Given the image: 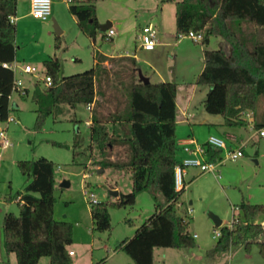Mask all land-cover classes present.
Instances as JSON below:
<instances>
[{
    "label": "trees",
    "instance_id": "16d2710c",
    "mask_svg": "<svg viewBox=\"0 0 264 264\" xmlns=\"http://www.w3.org/2000/svg\"><path fill=\"white\" fill-rule=\"evenodd\" d=\"M82 1L85 3L68 7L80 25L85 20H94L95 11L94 0ZM162 2L175 4L177 37L190 30L202 34L199 43L204 46V66L194 84L208 87L202 102L205 111L220 114L225 126L245 127L247 121L243 113L251 110L255 117L254 128L264 126V119H259L257 111L259 98L264 97V0ZM16 9L17 0H0V122L6 120L11 109H15L9 98L15 73L3 63L15 60L16 26L10 18L16 14ZM211 37L218 38L216 48H207ZM105 60L115 59L102 55L100 60L96 58L95 68L64 77L59 75L57 58L44 60L43 71L51 76L52 85L44 88L30 78L29 85L25 84V95L31 86V98L35 104L33 127L36 130L41 128L47 116L60 113L61 105L76 108L94 104L90 140L101 153L103 168L129 169L131 190L127 193L119 191L114 201L91 204L92 229L98 232L110 229L109 206H131L139 193L150 192L154 212L136 228L132 237L118 242L116 249L124 252L133 264H154L155 248L182 249L195 245L188 230L190 216L176 206L184 190H175L174 187V167L178 163L177 84L172 81L139 82L136 60L122 56L120 64L130 86L129 109L123 115L121 104L113 101L115 109L110 111L108 102L117 100V96L110 92L103 94L96 73ZM95 94L102 96L101 100H94ZM25 95L18 96L24 98ZM109 122L113 126L111 129L107 126ZM114 124L122 128L123 137ZM124 143L129 145V160L124 161L122 157L109 159L114 148ZM205 146L211 159L220 158L221 149ZM17 166L26 177V183L22 190L8 197L9 200L19 197V213L7 212L3 216L6 253L13 252L17 264H37L44 256L49 258L48 264H71L68 246L72 243V224L53 216L54 163L41 156L19 160ZM236 209L238 215L232 219V226H220V236L212 252H225L231 244L239 241L246 249L256 244L264 264V203L242 201ZM260 216L263 218L259 219Z\"/></svg>",
    "mask_w": 264,
    "mask_h": 264
},
{
    "label": "rangeland",
    "instance_id": "374dc122",
    "mask_svg": "<svg viewBox=\"0 0 264 264\" xmlns=\"http://www.w3.org/2000/svg\"><path fill=\"white\" fill-rule=\"evenodd\" d=\"M159 1L94 0V20H85L80 25L77 18L69 12L68 7L73 4H84L82 0H52L51 14L46 20L28 14V0H18L16 14L13 16L16 26L15 61L21 65H33L42 74L43 61L57 58L60 62L59 75L64 77L95 68V57L100 60L103 53H122L124 57L134 58V50L128 49V46H134L135 34L139 26L160 11ZM110 18L120 22L119 25L114 23L116 34L111 38L105 36V31L100 29V26ZM55 27L60 30L59 33ZM215 42L216 38L211 37L208 48H216ZM137 54L141 58L143 52ZM114 59L106 70L103 69L105 66H98L96 70L98 86L103 94L110 92L117 96V100L111 99L108 102L111 104L110 111H114L115 107L112 104L116 101L114 104H121L120 112L125 115L130 102L129 79L125 77V69L120 64V57ZM136 64L138 67L142 66L139 60H136ZM115 70L119 71L115 72ZM20 73L17 70L16 76L19 77ZM21 77L27 80L32 78L25 73ZM32 82L34 83L33 78ZM39 84L41 86V83ZM32 92L33 88L29 86V92L24 98L13 93L10 99L11 104L17 99L19 109H11L9 112L14 118V121L7 126V136L11 145L2 150L0 156V264H17L15 254L13 252L7 254L4 249L2 231L4 214L19 213L18 200L16 198L9 200L8 197L22 190L26 183V177L20 172L17 162L22 159H37L41 156L51 160L55 165L53 216L57 220H65L72 224V243H74L70 247L76 255L71 264H131V259L122 251L114 256L110 254L112 251L115 253L119 251L116 249L118 242L131 237L136 228L154 212L152 195L148 191H143L136 196L131 206L121 208L109 206L110 229L101 232L93 230L91 204L83 196L82 187L85 185L92 190L99 202L114 201L116 197L110 195L111 190L115 189L122 193L131 190L130 171L127 168L117 170L102 167L101 153L90 140V127L85 123L92 116L87 105H78L76 108L61 105L60 113L47 116L41 128L34 129L35 104L31 98ZM98 96L101 100L102 96L99 94ZM261 101L264 102V97L259 98L258 106ZM114 125L123 137L125 133L122 128L117 124ZM107 126L110 129L113 127L110 122ZM252 133L253 130L248 129L247 134ZM128 147L127 143L116 146L108 158L115 160L122 157V160L128 161ZM244 150V156L237 162L228 161L226 164L227 167H234L235 180L240 178L238 186L244 197L237 201V205L241 201L264 203V186L258 185L260 179L264 183V138L255 135L253 141L245 145ZM108 158L106 157V160ZM241 159L246 161L244 166L237 164ZM221 174L224 176L222 170ZM63 180L68 181L67 186L61 185ZM220 184H225V181L223 183L222 180ZM210 198H213V195L208 199ZM179 200L184 204L179 207L182 213L187 212L188 207L192 209L195 207L194 202L189 204L190 200L195 201L191 189L185 188ZM213 204L214 209L205 211L200 209L198 213L195 211L191 213L190 210L189 214L187 213L190 216L188 229L192 236L196 234V237H193L195 245L182 249L157 248L154 264H163L164 258L165 264H263L256 244H251L246 249L239 241L231 244L225 252H212L211 249L219 237L214 236V231L217 229L220 231V226L213 224L208 213L216 215L224 223L230 222L238 215V209L234 210L237 208V205H233L236 204L234 201L228 204L221 196L216 195ZM261 218L263 216L259 217ZM231 226L232 222H230ZM164 253L166 256L163 255ZM102 259L104 261L100 263ZM48 263L49 258L44 256L37 264Z\"/></svg>",
    "mask_w": 264,
    "mask_h": 264
},
{
    "label": "crops",
    "instance_id": "0c3cea01",
    "mask_svg": "<svg viewBox=\"0 0 264 264\" xmlns=\"http://www.w3.org/2000/svg\"><path fill=\"white\" fill-rule=\"evenodd\" d=\"M159 2H161L160 11H158V13L157 12L154 13V16L152 18L148 19L146 23L139 26V29L135 34L134 46L133 47L128 46V49L132 50L133 48L134 50L133 57L137 61L139 60L142 63V66H140L139 68H141V71L144 72V75L149 77L150 82L172 81L177 84V93H176V107H177L176 140L178 146L176 151L177 159L180 160L182 157L187 155V153L182 149V142L186 138H193L198 144L205 146L206 140L209 135H216L218 137L223 138L226 144L228 145V147H231L233 149L242 147V151H243L242 156H244L245 145L253 141V138L256 135L254 123H253V119L255 118L254 112L251 110H247L243 113V118L247 121V125L245 127L243 126L228 127L223 124L224 120L220 114H210L205 111L202 102L208 91V87L198 86L194 84L197 76L200 74L204 66L203 63L204 46L200 44L199 41H194L190 37L187 36L177 37L175 31L174 2H162V0H160ZM114 20L116 21L114 22ZM114 23L119 25L120 22L117 19L110 18V20L102 24L106 26V30L104 32L105 36H107V31L109 28H112L114 31ZM144 25H150L156 32V45L151 50L143 49L140 45L139 36L141 32V27ZM114 34H116V31H114L112 35ZM112 35L107 37L111 38ZM210 42H211V38L209 40L207 48L210 45ZM217 43H218V38H216V42H215L216 46ZM138 52H143L141 58H139V55L137 54ZM102 55L108 58H116V57L124 56L122 53L120 54L103 53ZM95 62H96V57L94 60V64ZM111 62L112 61L110 60H105L101 64L109 68V66H111L110 64ZM19 72L21 71L19 70ZM23 74L24 73L21 72L19 74V77L18 76L17 77L20 78L24 84H27L29 80H27V78L21 77ZM98 99H99L98 94H95L94 100H98ZM16 100L17 99H14L12 101V105L15 109H19V105ZM93 105L94 104L91 103V108L89 109L91 114L93 112ZM257 111L259 113V119H264L263 101H261V104L258 106ZM85 123L86 125L89 124L88 126L90 127L91 119L86 120ZM248 129L249 130L252 129L253 133L247 134ZM220 158L222 159L225 158L224 151H221ZM239 158L240 157H238L236 160L232 162H237ZM228 161L231 160L224 159L223 162H221L216 166V170L213 172L211 171L200 172L197 167H187L185 169L184 189L185 188L191 189V194L195 198V201L192 200L189 201V204L194 202L195 207L193 209L186 207L187 209L191 210V213L193 211H195V213H198L200 212V209H202L203 211L208 209H214L213 200L216 195L221 196V198L225 200V202L228 204H231V201H234V203H236L233 204L234 206L237 205V201H239L240 198L243 199L244 193H242L240 187L238 186V180L240 178L238 180H235L234 172L236 171L234 167L226 166ZM237 164L240 166H244V164H246V161L241 159ZM221 170L222 173H224V176H222ZM221 179L223 180V183L225 181V184H220L222 183ZM258 185L264 186L262 179H260ZM210 195H213V198H210L209 200L208 198L210 197ZM179 201L180 200H178V203L181 202ZM181 203L180 205L183 206L184 204ZM209 219L211 220L210 217ZM230 222L224 223L223 221H221V225L225 224L229 226ZM193 237H196V234H193ZM73 243H71L68 246L69 251H73V254L71 255L72 259L76 255L75 251L70 247ZM156 249L157 248L154 249V254ZM118 252H120V250L117 251L116 253L115 251H112L110 255L114 256L115 254H118ZM163 255L166 256L165 253ZM162 262L163 264H165L166 259L164 258ZM131 264H133L132 261Z\"/></svg>",
    "mask_w": 264,
    "mask_h": 264
},
{
    "label": "built area",
    "instance_id": "2783aa9c",
    "mask_svg": "<svg viewBox=\"0 0 264 264\" xmlns=\"http://www.w3.org/2000/svg\"><path fill=\"white\" fill-rule=\"evenodd\" d=\"M66 1V0H65ZM51 4L52 0H29V14L37 19L46 20L51 14ZM14 22V17L10 18ZM114 33L112 28H109L107 31V36H111ZM193 39L194 41H200L202 39L201 33H195L189 31L186 35ZM140 45L143 49L151 50L156 45V32L150 25H144L141 27L140 32ZM4 67L10 68L15 73V79L11 88V95L16 93L17 95H25V84L20 78L16 76V71L20 70L22 73H26L32 76L34 82L41 83L42 87H49L52 85V78L50 75L40 71L33 65L30 64H18L15 60L10 63H3ZM87 108H91V104L87 105ZM14 121V118L8 114L5 121L0 122V156L1 151L6 149L11 145L10 139L7 136V126L10 122ZM255 134L264 138V126L255 129ZM206 145H209L213 148L221 149L225 152V158L227 160L234 161L238 157L243 155L242 147L231 148L228 147L225 140L216 135H209L206 140ZM182 149L187 153L186 156L178 160V163L174 167V187L175 190H181L185 187L184 183V174L187 167H197L200 172L206 171H215L216 166L224 161V159H211L209 154L206 152V146L198 144L193 138H186L182 142ZM82 194L88 200L90 204L98 202V199L95 193L90 190L87 186L82 187ZM19 199V197L17 198ZM177 207H180V203H176ZM190 210L187 209V213ZM232 222V220H231ZM230 227V225H229ZM214 236H220V231L217 229L214 231ZM69 254L72 255L73 251H69Z\"/></svg>",
    "mask_w": 264,
    "mask_h": 264
},
{
    "label": "water",
    "instance_id": "95a60500",
    "mask_svg": "<svg viewBox=\"0 0 264 264\" xmlns=\"http://www.w3.org/2000/svg\"><path fill=\"white\" fill-rule=\"evenodd\" d=\"M57 33L60 32L59 29H57V27H55ZM100 29L102 31H105L106 30V26L105 25H101L100 26ZM137 73H138V80L139 82H143V83H149L150 82V79L148 76L144 75L143 72L141 71V68H137ZM62 186H67L68 185V181L66 180H63L62 183H61ZM110 195L114 196V197H117L118 196V190H111L110 191ZM209 217L211 218V220L214 222V225L215 226H220L221 225V220L214 214L212 213H208Z\"/></svg>",
    "mask_w": 264,
    "mask_h": 264
}]
</instances>
